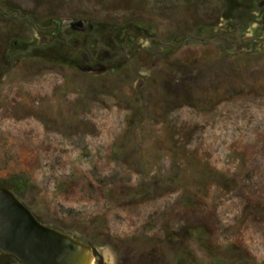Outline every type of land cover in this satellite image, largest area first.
I'll return each mask as SVG.
<instances>
[{
	"label": "rangeland",
	"instance_id": "1",
	"mask_svg": "<svg viewBox=\"0 0 264 264\" xmlns=\"http://www.w3.org/2000/svg\"><path fill=\"white\" fill-rule=\"evenodd\" d=\"M47 1L0 5V184L24 181L26 207L102 264H264V24L211 27L263 0H53L96 24L65 43L89 47L75 68L44 61ZM127 21L155 44H110Z\"/></svg>",
	"mask_w": 264,
	"mask_h": 264
},
{
	"label": "flooded vegetation",
	"instance_id": "2",
	"mask_svg": "<svg viewBox=\"0 0 264 264\" xmlns=\"http://www.w3.org/2000/svg\"><path fill=\"white\" fill-rule=\"evenodd\" d=\"M1 4L8 7L10 2H7V0H5L4 3L0 2V5ZM75 4H78V3L75 2L74 5ZM58 5H59L58 3H54L53 0H50L44 4L45 6L44 9L46 10V12L49 11V13H51L50 10L57 11L59 9ZM75 6H78V5H75ZM189 6L195 8L194 10H192L193 12L194 11L197 12L198 11L197 8L200 6V3L190 2ZM247 6L249 7V9L247 8L246 10L242 8H238L235 10L234 8L230 12V15L222 12L221 16L218 19L219 22L215 26H211V27H216L217 25H220L221 21H229L231 24V27L228 30V32L234 33V38L236 39L243 38L241 37V35L244 33V31L247 28H249L250 25L255 23L254 20H258L260 24L262 23L264 24V0L263 2L258 3V5H254V3L251 2V3H248ZM64 8H67V7H64ZM44 9L42 8V10ZM0 10H1V6H0ZM15 11H17V7H15ZM76 12L79 13V11L74 10L75 15L69 14L67 18H60V19H57V18L55 19V17H57L58 14L53 15L51 13L52 16H50V19L46 21L47 23L43 25L42 28L41 27L37 28V30L42 31L41 33L43 37L44 35L48 36V39L45 42H43L42 45H40L41 48L44 50L42 53L43 57L46 58L44 59V61L46 62L50 61L53 64H60L65 67H68L69 65L71 68H75L79 65H85L86 62L90 64L93 62L88 53L89 47L87 44L85 46V40H82L83 41L82 43H80L81 41L79 40L75 41L77 43L74 44L72 47L67 48V46L65 45V43L67 42V39L70 38L71 35H74L76 38L79 36H83V35L86 37H89L95 31L96 24L93 22V20H91V18H89L85 14H80V13L78 14ZM0 16L5 17V19H7L9 15L5 12H2L0 13ZM256 17H259L261 20H259ZM32 18H34L33 20H37V17L35 16H33ZM9 19H13V18L10 17ZM51 21L53 22V24H51ZM112 25L115 27H112ZM107 26H109L106 29L107 31H104L106 40H108L110 44L115 43V45L119 47L124 43L126 49L131 48L130 44L137 40H139L140 42L148 41L151 43V46H152V44H155L156 42V37H158L156 34V31L152 29L153 27L146 25V24L143 25V28L141 30H138L140 29V27L137 29L136 24H133L132 22H128V21L125 23L121 22L117 25L107 24ZM204 29H208V27H205ZM237 30L240 32V35L238 34L235 37V31ZM77 45H81L80 49H77L78 48ZM231 46L233 47V45ZM58 48L60 49L62 48V49L60 51L56 50ZM169 49L170 47L167 48V51H169ZM78 51H80L82 54L79 53ZM136 52L137 51H133V53L130 52L129 54H131L130 56L132 57L136 54ZM0 53H1L0 55L1 57L4 51L2 50ZM104 55L105 53L99 55L96 62L99 63V62L104 61V58H105ZM201 74H202V71L199 70L198 76L200 77ZM180 75H182V77L184 76L183 73ZM166 79L168 80V81L166 80L167 81L166 85L163 83V81L162 83L164 84V86H166L165 92H167L169 96V94H171L174 91L175 86H173L172 79L171 80L170 78H166ZM175 92L176 91H174V93ZM22 203L24 204V202ZM32 214L34 215V213ZM89 246L91 247L93 255L96 259L95 263L102 264L101 256L98 255V253L92 248L90 244ZM18 264H20L19 261H18Z\"/></svg>",
	"mask_w": 264,
	"mask_h": 264
},
{
	"label": "water",
	"instance_id": "3",
	"mask_svg": "<svg viewBox=\"0 0 264 264\" xmlns=\"http://www.w3.org/2000/svg\"><path fill=\"white\" fill-rule=\"evenodd\" d=\"M0 251L20 264H93L89 245L39 222L8 189L0 187Z\"/></svg>",
	"mask_w": 264,
	"mask_h": 264
},
{
	"label": "trees",
	"instance_id": "4",
	"mask_svg": "<svg viewBox=\"0 0 264 264\" xmlns=\"http://www.w3.org/2000/svg\"><path fill=\"white\" fill-rule=\"evenodd\" d=\"M17 184V185H16ZM16 184H5V183H1L0 184V187H5V188H8L11 192H13V194L19 199L22 201V196L19 194V189L18 187L21 189H25L27 186H26V183L24 181H20L19 182H16ZM17 186V187H16ZM23 202V201H22ZM34 216L36 217V219L41 222L42 224H44L41 219L36 216L34 214ZM61 232V231H59ZM0 264H18V261L16 259L15 256H13L12 254H9V253H4V252H1L0 251Z\"/></svg>",
	"mask_w": 264,
	"mask_h": 264
}]
</instances>
